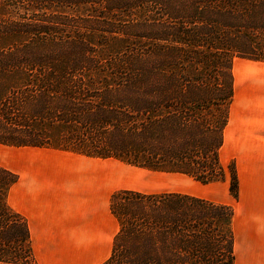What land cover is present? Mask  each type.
I'll use <instances>...</instances> for the list:
<instances>
[{
    "label": "trees",
    "instance_id": "trees-1",
    "mask_svg": "<svg viewBox=\"0 0 264 264\" xmlns=\"http://www.w3.org/2000/svg\"><path fill=\"white\" fill-rule=\"evenodd\" d=\"M264 61V0H0V145L113 158L202 184L219 156L234 58ZM0 165V264H38ZM100 264H235L232 205L182 192L111 193Z\"/></svg>",
    "mask_w": 264,
    "mask_h": 264
},
{
    "label": "crops",
    "instance_id": "crops-1",
    "mask_svg": "<svg viewBox=\"0 0 264 264\" xmlns=\"http://www.w3.org/2000/svg\"><path fill=\"white\" fill-rule=\"evenodd\" d=\"M232 74L233 98L221 148L230 150L235 159L238 195L231 197L226 179L219 185L224 198L211 200L234 209L235 264H264V61L236 57ZM20 148L73 162L21 156L14 163L12 171L18 180L7 200L27 219L38 264H100L109 255L118 230L109 208L112 173L108 179L102 168L103 162L113 158Z\"/></svg>",
    "mask_w": 264,
    "mask_h": 264
},
{
    "label": "rangeland",
    "instance_id": "rangeland-1",
    "mask_svg": "<svg viewBox=\"0 0 264 264\" xmlns=\"http://www.w3.org/2000/svg\"><path fill=\"white\" fill-rule=\"evenodd\" d=\"M18 148L19 147L0 145V164L13 170L15 161L21 156L34 158L45 156L42 154H38L32 150L18 151L16 150ZM219 156L224 165H227L231 160L235 161V159L231 157V151L226 149L225 147L224 149H220ZM45 157L51 160L53 163H55V161H59L63 164L69 163L71 165L73 163L72 160H67L66 157L62 158L49 155H46ZM103 163V167H101L103 168V170L107 171L108 179L109 173H112L110 184L112 192L122 188H133L145 192H183L193 195H202L214 200H222L224 198L222 189L219 186L221 185V181L214 182L218 184L209 183L208 185H206L195 181L194 179L183 174H168L163 172L150 171L125 164L116 159H110ZM68 173H70V171ZM114 173H116V181H114ZM225 195H228V190L225 191Z\"/></svg>",
    "mask_w": 264,
    "mask_h": 264
},
{
    "label": "bare ground",
    "instance_id": "bare-ground-1",
    "mask_svg": "<svg viewBox=\"0 0 264 264\" xmlns=\"http://www.w3.org/2000/svg\"><path fill=\"white\" fill-rule=\"evenodd\" d=\"M23 149L25 150V149H28V148H23ZM23 149H18V151H19V150H23ZM16 150H17V149H16Z\"/></svg>",
    "mask_w": 264,
    "mask_h": 264
}]
</instances>
